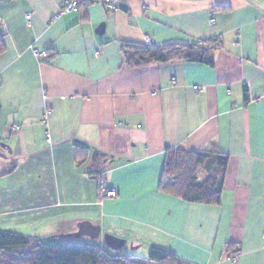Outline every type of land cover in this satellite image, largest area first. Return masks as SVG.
<instances>
[{
    "label": "crops",
    "instance_id": "crops-1",
    "mask_svg": "<svg viewBox=\"0 0 264 264\" xmlns=\"http://www.w3.org/2000/svg\"><path fill=\"white\" fill-rule=\"evenodd\" d=\"M64 2L0 0V168L15 166L0 178V230L79 241L88 223L101 247L106 234L119 250L130 241L112 256L158 248L182 264H264V0H118L112 12L61 14ZM122 42L207 43L212 65L136 69ZM176 148L227 158L219 206L159 190ZM101 179L116 198H100Z\"/></svg>",
    "mask_w": 264,
    "mask_h": 264
},
{
    "label": "trees",
    "instance_id": "trees-1",
    "mask_svg": "<svg viewBox=\"0 0 264 264\" xmlns=\"http://www.w3.org/2000/svg\"><path fill=\"white\" fill-rule=\"evenodd\" d=\"M1 35V32H0ZM0 36V40H1ZM3 49L0 41V51ZM210 47L203 44H166L161 46L121 43L124 65L136 69L150 64L175 61L212 65ZM80 148V147H78ZM83 149V148H80ZM227 158L219 153L167 149L159 190L191 204L219 206L222 175ZM15 166L0 168V178L11 174ZM101 181V180H100ZM0 264H182L169 251L152 248L144 258L112 256L98 244L61 241L57 238H28L0 231Z\"/></svg>",
    "mask_w": 264,
    "mask_h": 264
},
{
    "label": "built area",
    "instance_id": "built-area-1",
    "mask_svg": "<svg viewBox=\"0 0 264 264\" xmlns=\"http://www.w3.org/2000/svg\"><path fill=\"white\" fill-rule=\"evenodd\" d=\"M117 1L118 0H65L63 6L61 8L60 13L61 14H71V13L77 14L81 10H83V9L89 7L90 5H93V4L100 5L107 12H112V11L116 10V8H117ZM259 1H262V0H259ZM25 20H26L27 24H29L30 15H27L25 17ZM211 23H214V20H211ZM145 43L149 44V40L146 39ZM34 54L36 57L43 56V53L39 52V51H34ZM50 113H51V110H47L45 112V118ZM98 188H99L100 198L102 200L103 199L104 200L105 199L112 200V199L116 198V196H117V192L111 188H108L102 179H101V181H99ZM237 259H238L237 256H233L229 260L231 262H236Z\"/></svg>",
    "mask_w": 264,
    "mask_h": 264
},
{
    "label": "water",
    "instance_id": "water-1",
    "mask_svg": "<svg viewBox=\"0 0 264 264\" xmlns=\"http://www.w3.org/2000/svg\"><path fill=\"white\" fill-rule=\"evenodd\" d=\"M0 147L3 148L4 145L1 144ZM0 158L2 159L6 158L1 151H0ZM83 236L97 239L100 237V229L98 227H92V225L88 223L81 224L79 225L78 232L72 235V237L78 239ZM103 241L106 246H108L113 250H119L124 245V241L119 240L108 234L103 236Z\"/></svg>",
    "mask_w": 264,
    "mask_h": 264
},
{
    "label": "rangeland",
    "instance_id": "rangeland-1",
    "mask_svg": "<svg viewBox=\"0 0 264 264\" xmlns=\"http://www.w3.org/2000/svg\"><path fill=\"white\" fill-rule=\"evenodd\" d=\"M2 231V230H0ZM79 241L83 242V243H89V244H98L99 245V241L97 239L94 238H81ZM103 248L110 254H119V255H125L127 253H130V241L128 242V245L126 246V248H124L123 250H113L111 248H109L108 246H104Z\"/></svg>",
    "mask_w": 264,
    "mask_h": 264
}]
</instances>
